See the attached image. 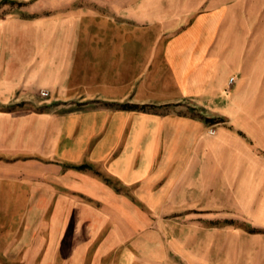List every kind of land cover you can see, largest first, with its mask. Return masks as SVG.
<instances>
[{"label":"crops","instance_id":"obj_1","mask_svg":"<svg viewBox=\"0 0 264 264\" xmlns=\"http://www.w3.org/2000/svg\"><path fill=\"white\" fill-rule=\"evenodd\" d=\"M88 2L29 20L0 264H264V0Z\"/></svg>","mask_w":264,"mask_h":264},{"label":"rangeland","instance_id":"obj_2","mask_svg":"<svg viewBox=\"0 0 264 264\" xmlns=\"http://www.w3.org/2000/svg\"><path fill=\"white\" fill-rule=\"evenodd\" d=\"M88 1L101 0H0V162L13 158L17 136L20 139L33 118L53 113L62 102L55 88L36 83L46 82V73L43 77L33 76L39 71L31 69V61L41 38L36 27L29 24L30 18L96 7ZM51 4L56 8L45 12ZM18 21L28 22L22 23L25 28L19 26L20 32L16 30ZM60 57L59 54L57 58Z\"/></svg>","mask_w":264,"mask_h":264},{"label":"built area","instance_id":"obj_3","mask_svg":"<svg viewBox=\"0 0 264 264\" xmlns=\"http://www.w3.org/2000/svg\"><path fill=\"white\" fill-rule=\"evenodd\" d=\"M232 82H234V78L231 79V83H232ZM215 133H216L215 130H210V134H211V135H214Z\"/></svg>","mask_w":264,"mask_h":264}]
</instances>
